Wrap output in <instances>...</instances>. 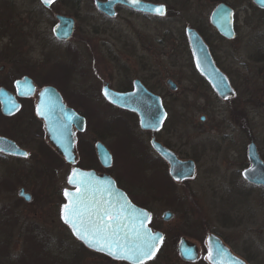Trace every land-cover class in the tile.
I'll list each match as a JSON object with an SVG mask.
<instances>
[{"label": "rangeland", "instance_id": "rangeland-1", "mask_svg": "<svg viewBox=\"0 0 264 264\" xmlns=\"http://www.w3.org/2000/svg\"><path fill=\"white\" fill-rule=\"evenodd\" d=\"M230 1L239 16L238 36L232 44L243 56L245 75L249 77L240 87L246 101L242 106L246 111L245 122L241 128L232 127V117L228 113L219 116L204 107L197 111L188 107L182 109V104L190 101L171 98L169 105L173 117L165 127L163 140L182 156L197 161L195 177L189 183L177 185L162 177V167L153 159L156 153L148 148L145 133L132 126L128 113L116 110L99 93L92 96L87 92L86 97L77 95L84 93L88 86L100 88L103 82L96 78L83 79L84 70L94 76L97 71L102 75L112 74L113 84H116L113 87L119 85L123 76L132 78L141 73L137 68H133V72L127 68L126 72L103 53L102 57H97L99 39L113 38L115 34H96L93 26L82 17L77 20L74 36L60 42L51 33L54 18L50 11L48 31V13H27L34 7V1L0 0V66L4 67L0 76L4 77L3 81L11 82L22 75L21 65L34 66L38 75L44 76L38 79L39 86L52 82L67 94L70 104L87 119L86 131L78 139L81 152L78 165L81 167L87 168L94 163L96 140L112 150L111 172L133 179L129 190L134 200L148 206L153 217L151 227L165 233L159 253L147 264H207L204 241L208 233L221 237L248 264H264V189L246 183L244 187L243 178L237 175L250 138L264 158V61L255 60L260 55L256 46L264 45V42H257L253 36L252 0ZM83 9L94 15L89 0H84ZM53 11L69 13L61 3H56ZM123 16L125 18L127 14L124 12L116 19L121 28L127 20L122 19ZM94 18L91 23H98L96 16ZM129 20L136 26L142 21L137 17ZM36 21L38 25L34 26ZM145 23L149 41L153 43L161 37V23L152 19ZM166 27L173 28L171 25ZM123 54L121 59L125 61L127 54ZM94 59H103L105 63H95ZM165 66L179 80L180 73L168 64L167 57ZM183 68L187 73L188 66ZM68 77L72 78L66 80ZM186 84L183 82V87ZM247 98L253 99L248 101ZM202 114L206 118L204 122L200 121ZM38 124L34 116L29 118L19 114L5 119L0 116V133L26 142L33 155L27 160L0 158V179L3 178L5 186L0 189V264H102L104 260L99 255L70 238L62 226L60 208L63 200L59 192L71 167L63 159H53L56 162L49 159L54 157L53 150L46 145ZM197 147L200 148L196 154ZM29 181L32 185L27 187ZM233 183L235 186L230 189ZM21 186L33 193L34 198L28 204L18 198ZM165 210L173 213L168 221L162 219ZM182 237L201 247L197 261L188 263L180 259L177 244Z\"/></svg>", "mask_w": 264, "mask_h": 264}, {"label": "flooded vegetation", "instance_id": "flooded-vegetation-1", "mask_svg": "<svg viewBox=\"0 0 264 264\" xmlns=\"http://www.w3.org/2000/svg\"><path fill=\"white\" fill-rule=\"evenodd\" d=\"M32 1L35 2V5L32 8L33 10L30 9L27 12L28 15H31L35 11H37L38 14L40 15L45 12L48 13V17H47L48 19L46 21L48 22V31H49V11H50V15L54 18V22L51 27L52 35H53V26L58 22L57 19L58 15L71 17L74 20V28L71 37L68 40L56 39L60 42L69 41L74 36L77 29V25H76L77 20L81 19L82 17H85V21L89 23V25L93 26L96 34H100V35L102 33L110 34V35L115 34L113 38L107 37L104 39H99L96 46L98 51L97 57L99 58L102 57L101 53H103L104 57H107L111 61L115 62V65H118L117 67L126 69L125 70L126 72H128L127 68H129L130 71L132 72H133V68H137L141 71V73L138 76L132 78H130L127 75L125 77L123 76V78H121V81L118 82L119 85H117V87H113L112 85H116V84H113L112 74L102 75L100 71H99L100 73L97 71L94 76L89 72V70H84L82 74L83 79H87L89 81L96 78L98 79L97 81L102 80L103 82L100 88H97V85L88 86L87 87L88 89L86 88L85 92L83 91L84 93L82 92H81L82 94L77 93V95L86 97V95H88L87 92H90L92 96L95 95V93H99L98 95H100L108 104L113 106L116 110L122 111L123 113L124 112L128 113L129 115L128 118L131 119L129 120L131 121L132 126L139 128L142 132H144L146 138L149 140L148 148L150 149V151L156 153L153 159H155L160 163V166L162 167L161 173L164 179H166L167 177L175 184L182 185L189 183V181H191L195 177L197 171V161L195 160L196 158L186 157L184 156V154L182 156V154L176 151L171 146L170 143L163 140V132L165 131V127H167V125L171 123L173 117L172 108L169 105V100L171 98H174L175 100L178 101L179 100L190 101L187 102L185 105L182 104V109L188 107L189 110L192 109L197 111V110H202L204 107V110L206 108L207 111H214L215 113L219 114V116H223L225 113H228L232 117V119H230L231 120L230 126L232 127L236 126L238 128H241V125L243 124V122H245L246 111L244 110V108L242 109V106L245 105L246 101H245V96H242L241 94L240 87L241 84L245 83L246 79L249 77L245 75L246 66L243 60V56L240 54L239 49L235 47V44H232V42L238 36L237 30L239 24V16L236 7L232 4L230 0H140L144 3L164 5L165 12L163 15L151 13L149 11H143L140 8H135L133 6L121 2H116L111 6V8L109 7V10L112 12L111 14L97 7L96 1L108 2V0H89L90 5L93 6L94 8V15H91L89 12L84 11L83 9L84 0H56L48 7H45L40 2V0H32ZM56 3H61L63 7L68 8L69 13H62L61 11L54 12L53 6L56 5ZM221 4L231 8L233 12V22H232L233 35L231 37H228L223 33H221L220 30L213 25L211 20L213 10L218 5ZM252 4L254 7V14H255V22H254L255 33L253 36L257 42H264V8L254 4L253 0H252ZM124 12L127 14V16L125 18L123 16L122 19H127V20L125 21L126 23H124L125 27L121 28L116 23L117 21L116 19ZM95 16L99 21L96 24H92L91 23L92 19ZM130 17L132 18L137 17L142 21L139 23L138 26H136L132 21L129 20ZM150 19L161 23V27H162L160 33L161 37L156 41H153V43L149 41L147 35L148 25L145 23ZM37 25L38 24L36 21L34 23V26ZM166 25L169 26L171 25L173 26V28L175 27L174 31L172 30L173 28L166 27ZM188 29L195 31L197 36L204 44V48L206 50L207 63L208 66L210 67L209 74L207 75L203 73V71L200 70L198 66L199 59L196 58L197 55L192 49L190 37L187 32ZM82 45L85 46L84 43ZM86 45L87 47L91 48L88 43H86ZM256 48L260 52V55L255 59L256 62L264 61V45H258L256 46ZM150 52H152L153 54L150 55ZM123 53L127 54V56H125V61L121 59V57L124 55ZM166 57L168 59V64L171 65V67L172 66L175 67V70L180 73L179 80L174 78L173 74L169 73L168 68L165 66ZM94 62L99 64L103 62L105 63L103 59L101 60L94 59ZM183 66L186 67L188 66L189 70L187 73L185 72V70L187 69L184 70ZM3 70L4 67L0 66V73ZM19 70L22 73V75L18 78L13 79L11 82H9V80L8 82L3 81L4 77L0 76V84H3L0 85V89L3 88L7 90V92H10L14 96L15 103L19 105V108L16 112L7 115L2 110L3 104L0 100L1 118L5 119V117L6 118L13 117L19 114L22 116L27 115L29 118H31V116L33 118L34 116L35 120L40 123L38 125L40 126V129H42L44 138L48 143L46 145L48 147H51V149L53 150L52 155L54 157H50L49 158L50 160L57 158L59 160L63 159V161H65L67 165L71 167V170L74 167H79L82 169L94 170L100 176L102 175L109 176L113 180L114 184L127 194L131 202L150 212L148 206H146L144 202L139 203L136 200H134L133 194L129 190V188L133 186V182H134L133 179L131 178L128 179L126 176H120L118 174L111 172V168L113 167V154H112V150L109 147L107 148L111 153V164L108 167H105L101 164L95 147L96 143L100 140H96L93 144V150L95 154L94 157L92 156L93 157L92 159L94 160V163L89 164L87 168L78 165L81 159L80 156L81 152L79 153V149H78L79 148L78 139L80 135H82L86 131V127H87L86 117L82 114L80 110H78V108L70 104V102L68 101L67 94L64 93L62 90H60L58 86L49 83L39 86L37 81L39 78H43L44 76H39L38 75L39 71L37 70L36 72V68L34 66H30L29 68L28 66L21 65L19 67ZM35 72L37 74H35ZM45 73L47 74L48 72ZM24 78H27V80L29 79L31 81V84L33 85V92L25 96L19 94L18 91L20 93H23L26 88H21L20 90L17 91V87H16V81L22 80ZM70 78L72 77H68L65 79L69 80ZM183 82L188 83V85L186 84V86L183 87ZM136 83H138L146 93L157 98V100H159L161 106L163 107V110L165 111V118L158 129H150V128L141 129L139 126V116L134 110L126 108L121 104H116V105L112 104L111 102H108V100L105 97L104 94L105 89L112 90L118 93H125V94L132 93L136 89V85H137ZM49 85H52L53 87L56 88V90L60 93L63 101L67 106L72 107L73 109L78 111L86 119L85 129L83 131L75 132L76 135L75 164L68 163L65 160V158L58 152V150L49 142L45 134L44 123L41 119L38 118L36 114L38 93L45 86H49ZM78 96L73 95L74 98H77ZM251 96L252 95L250 94V97ZM79 98L81 99V97H78L77 99ZM250 99L252 100L253 98ZM250 99L247 98L246 100L250 101ZM255 106L256 104H254V108ZM222 119L224 120V117ZM205 120L206 118L204 114H202V116L200 117V121L204 122ZM0 136L6 137L1 133ZM9 139L13 140L19 148L26 150V152L29 155L27 157H24L22 155H18L15 153L0 151L1 159L11 158L17 160H27L29 158H33V155H31V153L28 150V145H26L27 144L26 142L24 141L21 142L19 140L12 138ZM152 139L159 142L162 146L166 147L172 152H174L177 158H179L180 160L193 161L195 165L194 177L182 181H175L169 174L168 163L153 148L151 144ZM251 142L255 144L259 157L264 163V158L261 155L256 143L253 141V139L250 138L246 146V157H244L243 161L239 162V164H241V169H240L241 171L237 170L238 171L237 175L238 176L241 175V177L243 178L244 182L242 183V185L244 187L247 184L250 187H258L264 189V185L253 183L248 179H246L244 176V171L251 166V163L248 158V146ZM199 148L200 147L195 148V153ZM56 161L57 160H53V162ZM71 170L64 177V185L62 186V189L59 192V195L63 200L60 208V217H61V209L63 205L66 203L65 191H70L75 188V186L69 184V177L71 174ZM2 179H0L1 190L5 187L2 183ZM30 185H32V182L30 183L29 181L27 187H30ZM234 186L235 185L233 183L230 189H232ZM21 191L28 194L29 198L27 199L26 197L21 196L20 195ZM17 195L18 198L21 199L26 204L30 203L34 198L33 193L30 190H28V188L23 186L19 187ZM150 214H151L150 224H152L153 217L151 212ZM164 221H168V220H164ZM61 222H62V226L66 228L68 236L74 239L75 241H77L78 243L83 244L81 240H79L74 236L71 228L62 219ZM33 226L34 224L30 228H33ZM162 233L164 240L165 233L164 232ZM223 242L225 243V241ZM204 243H205V253H206L205 260H206L207 246L205 241ZM195 244L199 249V258H200L201 247L197 243ZM160 247L161 245L159 246V249L157 250L156 254L153 256V258L159 253ZM90 251L99 255L104 260L102 264H118V263L131 264L128 261L113 259L110 256L101 252H97L94 250H90ZM153 258L144 262V264H147ZM206 263L209 264L207 261Z\"/></svg>", "mask_w": 264, "mask_h": 264}, {"label": "water", "instance_id": "water-1", "mask_svg": "<svg viewBox=\"0 0 264 264\" xmlns=\"http://www.w3.org/2000/svg\"><path fill=\"white\" fill-rule=\"evenodd\" d=\"M55 1L56 0H51V3L46 4L44 3V0H40L45 7L50 6ZM116 2L125 3L135 8H140L143 11H149L155 14H159L156 12V9L162 7L165 12L164 5L162 4L144 3L140 0H137L136 3H133V0H108V2L96 1L98 8L107 11L110 14L112 12L109 10V7L111 8V6ZM253 3L264 8V0H253ZM57 19L58 22L53 26L54 36L60 40L69 39L73 33L74 20L71 17L63 15H58ZM211 20L213 25L216 26L221 33L228 37L233 35V12L231 8L222 4L218 5L212 12ZM187 32L190 37L192 49L197 55L196 58L199 59L198 66L200 70L207 75L209 74L210 67L207 63L204 44L195 31L188 29ZM136 84V89L132 93L125 94L108 90V94L105 95V97L112 104H121L126 108L134 110L139 116V126L142 129H158L165 118V111L157 98L146 93L138 83ZM16 87L17 91L21 88H26L23 93L18 91V93L23 96L29 95L33 92V85L29 79L27 80V78L16 81ZM0 100L3 104L2 110L7 115L13 114L19 108V105L15 103L14 96L3 88L0 89ZM36 114L44 123L46 137L49 142L58 150L68 163L75 164V132L76 130L83 131L85 129V117L73 108L68 107L63 101L60 93L53 86H46L39 91ZM151 144L156 152L168 163L169 174L175 181H182L194 177L195 165L193 161L180 160L174 152L162 146L154 139H152ZM95 147L101 164L105 167L110 166L111 153L109 149L102 142H97ZM0 151L15 154L18 152H26V150L19 148L13 140L3 136H0ZM248 158L251 166L244 171L245 178L253 183L264 185V163L259 157L255 144L252 142L248 146ZM74 170L78 173L77 178L84 181L89 188L99 189V191L95 193V199L99 200L103 198L104 201H111L117 206H126V209L128 210L127 215L130 216V219L125 221L127 231L131 232L133 225L139 227L141 221H143L144 228L148 229L158 238H163V234L160 231L153 230L149 226L150 212L133 204L127 194L118 188L109 176H100L94 170L74 167L71 171L70 177L72 176ZM69 184L75 186V188L70 191H65V193L67 192L69 195H65L67 201L61 210V217L63 221L64 206L69 204L73 197L80 195V192L84 190L83 185L79 187L78 191V186L75 182H69ZM20 195L26 197L27 199L29 198V195L23 191L20 192ZM92 196L93 193L89 192L90 199ZM172 215L171 211H165L162 214V218L164 220H170ZM67 225L71 228L74 236L81 240L75 234L73 228L69 224ZM81 241L87 248L98 251L97 249L89 247L84 240ZM161 241L162 239L157 240L156 250ZM205 242L207 246L206 260L209 264H247L243 258L234 254L217 234L209 233ZM210 251L212 253V258L209 257ZM177 252L180 258L184 261L194 262L199 258V249L197 245L183 237L177 244ZM102 253L108 255L105 252ZM149 259H151V257L145 261Z\"/></svg>", "mask_w": 264, "mask_h": 264}, {"label": "snow or ice", "instance_id": "snow-or-ice-1", "mask_svg": "<svg viewBox=\"0 0 264 264\" xmlns=\"http://www.w3.org/2000/svg\"><path fill=\"white\" fill-rule=\"evenodd\" d=\"M137 0H133L136 3ZM44 3H51V0H44ZM156 12L163 15L164 9L157 8ZM108 90L105 89V95ZM39 114V107H38ZM27 157V152L17 153ZM78 173L74 170L69 179L70 183L75 182L79 187L83 185L84 190L80 195L72 198L69 204L64 206V222L69 224L75 234L84 240L89 247L105 252L109 256L131 264H144V261L155 254L157 236L143 227V221L139 227L132 226L131 232L126 230L125 221L130 219L127 215L125 205L104 201L103 198L95 199V193L99 191L78 179ZM89 192L93 193L89 198ZM66 196L69 193H65ZM209 257L212 258L211 251Z\"/></svg>", "mask_w": 264, "mask_h": 264}, {"label": "trees", "instance_id": "trees-1", "mask_svg": "<svg viewBox=\"0 0 264 264\" xmlns=\"http://www.w3.org/2000/svg\"><path fill=\"white\" fill-rule=\"evenodd\" d=\"M50 82V81H49ZM52 82H50L49 84H51ZM4 245H6V244H4ZM82 245V244H81ZM83 247H84V245H82ZM85 250H86V248H85ZM50 252V251H49ZM2 253V252H1Z\"/></svg>", "mask_w": 264, "mask_h": 264}]
</instances>
